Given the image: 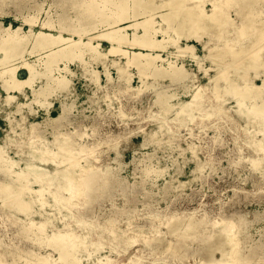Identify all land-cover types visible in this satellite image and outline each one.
<instances>
[{
	"label": "bare ground",
	"instance_id": "obj_1",
	"mask_svg": "<svg viewBox=\"0 0 264 264\" xmlns=\"http://www.w3.org/2000/svg\"><path fill=\"white\" fill-rule=\"evenodd\" d=\"M60 1L71 3L69 6L78 10L75 17L69 14L59 15L56 23L52 19L44 20L40 24L41 29L36 31L34 26L39 15L30 14V11H42L44 5L36 3L29 6L23 0H0V15L4 14L3 7L8 6V3L14 4L21 11L20 17L25 19L24 23H29L28 31L22 25L14 29L11 25L5 27L0 24V33L4 35L0 40V82L6 91L4 100L13 102L20 96L27 100L26 103L17 104L16 112L21 113L20 119L10 117L12 133H19L15 131L14 123L27 121L26 106L29 112L30 109L33 112L34 107L31 108L28 102L38 103L39 107L45 108L48 116L43 122L44 126L57 130L64 121L69 120L65 117L72 103L62 102L59 116L54 117L50 115L52 101L48 97L54 92L57 95L73 94L72 78L75 73L70 68L72 61H79L88 74L86 77L101 87V70H97L94 64H102L106 77L111 81L113 77L110 66H114L125 91L139 96L143 87H153L156 90L153 104L160 106L159 115L166 116L169 111L179 107L173 119L164 120L161 117L175 137H178L179 132L173 128L185 119L206 128L209 127L207 120L214 119L211 128L215 132L221 128L219 122L237 124L247 136L245 143L254 148L256 154H263V159L252 163L251 167L259 172L264 181V139L257 138L254 127L248 124L250 121L246 125L238 123V118L241 117L249 120L253 109L258 117L264 119V0H233L232 3L231 0ZM225 4L233 10L226 8ZM102 41H106L109 47L104 49ZM200 47L209 52H204L205 56L200 55ZM247 52L251 53L250 56L244 57ZM116 54L125 57V61H110V55ZM27 55L35 56L36 59L31 61ZM236 56L241 57V60ZM229 58L234 59V64L230 67L226 63ZM206 59H210L212 65H217L214 72L211 71L213 67H203ZM189 62L199 67L198 70L189 68ZM254 65L259 66L257 76L261 77V84H257L254 77H243ZM131 67L138 70L142 86L135 87L132 84L133 73L129 72ZM23 68L28 73L26 80L18 76ZM201 71L204 77H208L210 86L198 85ZM150 78L152 83L148 82ZM239 79L247 84L244 90L238 89ZM41 80H45L42 86L33 85L30 93L23 91L24 85ZM166 80L173 88L164 92L157 90ZM180 83H187L184 85L187 95L186 92H176L179 87L174 86ZM205 88H211L219 102L218 107L207 106ZM194 89L196 91L193 92ZM15 90L21 93L20 96H16ZM230 91L236 98L233 108L225 105L228 99L226 93L229 94ZM182 96H189L190 99L184 100ZM195 109L202 115L195 117ZM231 109H235L236 115H231ZM256 115L251 119L256 120ZM29 124L32 131L41 126L39 122ZM160 128H163V124ZM156 133L146 135L154 137ZM53 134V140L42 138L47 148L19 149L24 152L20 159L22 165L8 153L9 145L15 142L13 135L7 134L5 143H0V173L3 175V180H0V200L2 208L8 210L4 213L5 219L2 218L4 214H0V217L16 227L14 232L18 236L35 244L34 247L24 245L25 247L14 250L6 240L9 230L0 229V259L10 258L4 264H122L124 259L128 263L138 264L145 258L163 254L164 246L172 244L174 248L171 256L175 259L193 256L202 257L199 264H264V259L258 256L260 248L250 245L254 238L246 225L253 220L239 212L223 216L224 227L205 236L202 233L209 227V222L205 220L208 217L206 212L200 218L193 214H179L176 222L168 224V220L165 223L168 224L170 234L177 238L167 237L168 233H162L154 242L146 243V246L151 247H145L141 251L139 246V249H135V252L139 251L137 254L127 256L135 240L143 235L149 225L155 230L157 227L155 221L149 222L137 226V231L128 233L132 229V215L137 212L132 206L109 205V209L115 210L112 211L115 214L106 216L104 221L97 214L99 208H104L102 200L115 195L110 186L112 181H116V187L121 188L124 194L129 188L125 181L117 177L122 166L120 154L113 159L118 163L116 167L110 164V159L97 165L101 157L94 153L85 156L84 162L79 161L80 159L75 158L76 153L85 154L97 146L83 144L74 138V132L59 129ZM77 134L80 139L87 135ZM179 136L181 137L180 134ZM121 137H113L109 143L115 144ZM221 137L218 133L212 139L219 140ZM187 150L192 153L196 170H202L205 163L198 155L200 147L192 143ZM181 151L185 152L186 149ZM154 154L142 155L144 164L141 169L144 173L156 166L151 162ZM253 156H240L237 162H247ZM168 182L170 180L166 181ZM128 202L129 197H125V204ZM262 213L264 212H255L253 216ZM150 216L156 219L158 213L153 212ZM262 227L261 230L264 231V226ZM198 235L201 239L197 242L196 249L193 248L192 253H186L185 246H189L188 242ZM89 245L100 248L110 246L119 255L115 259L105 257L106 262L99 258L94 263L90 261V256L80 254ZM150 248L153 250H149ZM194 261L198 262L196 259Z\"/></svg>",
	"mask_w": 264,
	"mask_h": 264
},
{
	"label": "rangeland",
	"instance_id": "obj_2",
	"mask_svg": "<svg viewBox=\"0 0 264 264\" xmlns=\"http://www.w3.org/2000/svg\"><path fill=\"white\" fill-rule=\"evenodd\" d=\"M23 1L27 2L29 6H33L36 3L44 5L42 11H30V14L32 13L34 15L35 13L36 15H39L37 24L34 26V30L36 31L41 29L42 25L40 24H42L44 20L52 19L54 23H56L58 22L59 15L63 16L69 14L70 16L75 17V13L78 11L69 6L71 3H63L60 0ZM232 1L233 0H231L230 3H232ZM225 6L229 9L227 4H225ZM206 7L209 8L210 5H206ZM230 9L232 8L230 7ZM3 12L4 14L0 15V24L2 23L5 27L11 25L14 29L22 25L24 30H29V23H24L25 19L20 17L21 11H18L14 4L8 3V6L3 7ZM48 12L51 17L47 15ZM262 12H264V10ZM232 13L234 14V12ZM262 17H264V15ZM3 36L4 35L0 33V40ZM205 38L208 39L207 36H205ZM102 47L106 49L109 47V44L106 41H102ZM204 52L205 51L200 47L199 54L205 56V53L207 54L209 51ZM250 54L251 53L247 52L244 57H249ZM0 55H2L1 52ZM236 57L241 60V57ZM27 58L31 61L36 59L35 56L32 57L29 55H27ZM113 59L119 60L120 62L125 61V57L117 54L110 55V61ZM233 60L234 59L232 58L227 59L228 62L226 63H228L229 67L231 64H234ZM188 65L189 68H199L195 66L193 62H189ZM216 66L217 65L215 64L212 65L210 59H206L203 65L205 68L213 67L211 70L212 72L217 68ZM94 67L99 71L101 70L102 87L86 77L88 74L79 61L71 62L70 68L75 73V76L72 78L74 87L73 96L68 94L65 95L64 93L57 95L55 92L53 95H49L48 99L52 101L50 115L54 117L59 116V113L62 110V102L72 103V106L69 108L65 117L69 120L64 121L59 129L64 132H74V138L85 145L90 147L97 146V148L91 149L85 154L82 152L76 153L75 158L77 157L78 160L80 159L79 161L84 162L85 156L94 153L95 155L99 154L101 157V161L97 163V165L103 164L104 162H107V159H110V164L116 167L118 163L113 159L118 153L120 154V163H122V166L117 177L118 179L125 181L128 185L126 187L129 188L128 190L127 188L125 189V191L127 190V193L124 194L121 188L116 187V181H112L110 186L113 187V194L115 193V195L108 200H102L101 204L104 205V208H99L97 214L100 215L103 220L106 216H112V214H115L112 212L115 210L109 209V205L111 204L127 206L128 208H131L132 206L137 212L132 215V229L131 231H128V233L130 232L131 234L132 232L137 231V226L148 224L149 222L154 223L155 221V226L157 227V230H155L149 225V228L145 229L143 235L140 236L138 240H135L132 247L130 246L131 248L128 250L127 256H132L133 253L137 254L139 251L135 252V249H139V246H141V251H143L145 247H151L146 246V243L149 241L154 242L162 233H168L166 234L167 237L171 236L174 239L177 238L173 234H170L167 225L176 222L179 214L183 216L193 214L200 218L202 213L206 212L208 217H205V220L209 222V227L202 233V235L205 236L224 227L223 225L225 224L223 223L225 218L223 216L239 212L246 215L248 219L253 220V222L250 224L247 223L246 225L249 234L254 238V241L250 242V245H256L260 248L258 256L263 260L264 231L261 229L263 228L262 226H264V213L257 214L255 217L253 214L255 212H264V181L260 178L259 172L254 171L251 167L252 163L257 162L259 159H263V154H256L254 148L245 143L247 136L244 131L235 123L222 124L219 122L221 128L219 131L215 132L214 129L211 128L213 122H215L214 119L207 120L206 123L209 125L208 128L185 119L178 122L173 128V130L179 132L178 137H175L173 132L168 130V125H164L161 117H164V120H168L167 118L173 119L176 116L175 114L179 107L173 109V111H169L166 116L159 115L161 114L160 106L153 104L156 91L153 87H150V89H145V87H143L144 90L139 96H136L135 94L124 90L118 78V70L114 66H110V73L113 77L112 81L108 80L106 77L102 64L95 63ZM258 68V65L250 67L247 70L249 76L245 74L243 77L245 76L246 79L254 77V81H256L257 84H261L262 79L257 76V72H259ZM135 69L136 68L134 67L129 69V72L133 73L132 84L135 87L142 86L138 70ZM18 76L22 80L28 79L27 70L24 68L21 69L18 72ZM199 77L201 78L198 85H211L207 81L208 77L203 76L202 71L199 72ZM148 82L152 83L153 80L150 78L148 79ZM237 82L238 89L244 90L245 86H247L246 82L241 81L240 79L237 80ZM44 83L45 80H41V82L39 81L34 84H26L23 86V91L30 93L33 85L39 87ZM170 84L171 83L166 80L162 82L161 87L157 88V90L159 89L161 92L168 91L173 88ZM186 84H176L174 88H177V86L179 87L176 92H186L187 89L184 87ZM205 89L204 98L208 103L207 106L210 108L211 106L215 108L218 107L219 102L212 93L211 88ZM194 91H196V89H194L193 92ZM14 93H16V96H20L19 94H21L16 90ZM231 93L233 92L230 91L229 94L226 93L228 99H226L225 105L228 108H233L235 106L234 104H236V98H234ZM5 96L6 91L0 82V143H5L7 134H12L13 138H15V142H12L8 147L9 156L20 161L24 156V152L19 151L21 148H24L25 150H30L31 147L47 148L42 138L53 140V133L57 132L59 129L57 128V130H54L51 126L47 127L43 125V122L48 116L45 108L39 107L38 103L32 104L28 102L31 108L34 107L33 112H31L32 109H30L31 111L29 112V108L26 106L25 114L27 115V121L24 123L21 121L13 124L15 126V131L19 132L18 134H15L11 131L12 125L10 123V117L20 119L21 113L16 112L17 104L26 103L27 100L24 96H20L18 100L6 102L4 100ZM182 97L184 100L190 99L189 96ZM34 111L36 113H34ZM230 113L231 115H236L235 109H231ZM255 113L256 112L253 109V113H250L248 117L249 120L241 117L242 120L241 118H238V123L246 125L250 121L251 124L250 122L248 124L252 128L254 127L253 129L256 132L257 138L264 139V119L258 117ZM194 115L195 117H199L202 113L195 109ZM255 115L257 116V119L252 120L251 118L255 117ZM184 117L185 116H182V118ZM36 122L41 123V126H38L36 131H32L29 123ZM162 124L163 128H160V125ZM154 132H157L154 137L146 135L147 133ZM77 133H85L88 136L83 135L82 139H80ZM218 133H220L222 137L219 140H213L212 136ZM193 134H196V136ZM116 136L122 137L117 140V143L110 144L109 140ZM237 136L239 137L235 138ZM170 139L173 140L169 141ZM106 141L108 142L105 143ZM167 141H169V143ZM192 143L199 146L201 149L198 155L200 160L205 163L202 170H196V163L192 160V153L187 150ZM55 149L57 151V147ZM182 149H186V151L183 152L181 151ZM152 153L155 154L152 156L154 159L151 160V162L156 166H153L149 172L144 173L141 169L144 164L142 155ZM249 154L254 155L252 159L250 158L251 160H248L247 162H237L240 159V156ZM234 162L238 164L234 165ZM146 163L150 164L149 161ZM22 164L23 162L20 161V165ZM168 175H172L173 177L170 178ZM0 180H3V175L1 173ZM169 180L170 183H166V181ZM125 197H129L130 202L125 204ZM7 211L6 208H2L0 200V214H4ZM153 212L158 213L156 219H153V217L150 216ZM4 217L5 214L2 218ZM2 218L0 219V229L9 230L6 240L8 244L11 245L12 249L17 250L25 246L34 247V243L30 240H25L24 237H20L14 232L16 227L13 226L10 221H3ZM160 220L162 223H160ZM167 221L168 224H165ZM59 225H61V223H59ZM108 239H110V237ZM200 239V235L196 236L193 241L188 242L191 245L189 244V246H185L184 251H186V253H192L191 251L193 248L196 249L197 242H199ZM164 247L165 252H163V254L153 257L155 261L152 257H148L140 263L199 264V261H202V257L193 256L175 259L171 256L172 249L174 248L173 244L169 247H167V245ZM38 248L39 247H35V249ZM149 250H153V248H150ZM83 253L90 256V261H93L94 263L97 262L99 258L100 260L105 261L108 257L115 259V257L119 255L115 250H112L110 246L100 248L98 246L89 245L84 247L80 252V254ZM7 259L9 260L10 258L4 260L0 259V264H4V261H7ZM195 259L198 260V262L194 261ZM123 261L122 264H132L131 262L128 263L127 259H124ZM200 264L205 263L200 262Z\"/></svg>",
	"mask_w": 264,
	"mask_h": 264
}]
</instances>
